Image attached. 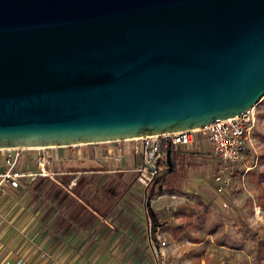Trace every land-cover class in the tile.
I'll return each instance as SVG.
<instances>
[{
	"label": "water",
	"instance_id": "95a60500",
	"mask_svg": "<svg viewBox=\"0 0 264 264\" xmlns=\"http://www.w3.org/2000/svg\"><path fill=\"white\" fill-rule=\"evenodd\" d=\"M263 95L264 0H0V148L198 127Z\"/></svg>",
	"mask_w": 264,
	"mask_h": 264
},
{
	"label": "crops",
	"instance_id": "0c3cea01",
	"mask_svg": "<svg viewBox=\"0 0 264 264\" xmlns=\"http://www.w3.org/2000/svg\"><path fill=\"white\" fill-rule=\"evenodd\" d=\"M126 143H130L127 148ZM117 145L119 160L107 153L105 142L45 147L51 157L49 168L57 171L59 183L36 177L22 178L16 187L4 185L0 240L7 258L2 264H155L153 250H160L165 258L179 252L149 240V230H159L178 216L160 217L163 208L169 210L162 207L163 193H145L131 171L138 161L132 142L124 139ZM186 148L199 151L197 158L191 164L185 158L164 180L179 170L185 187L207 176L210 180L209 169L215 162L210 144L200 138ZM3 153L0 148V168ZM32 154V149L20 148L17 165L32 169ZM177 231L165 230L170 241L171 234L177 238Z\"/></svg>",
	"mask_w": 264,
	"mask_h": 264
},
{
	"label": "rangeland",
	"instance_id": "374dc122",
	"mask_svg": "<svg viewBox=\"0 0 264 264\" xmlns=\"http://www.w3.org/2000/svg\"><path fill=\"white\" fill-rule=\"evenodd\" d=\"M252 106L255 121L234 164L232 181L221 192L215 191L209 176L200 179L195 186L185 187L182 170L171 177L167 175L161 188L152 192L163 193L162 207L181 208L187 214L185 220L189 221L177 231V238L171 234L172 241L165 232L170 229L164 225L180 223L179 216L162 224L158 230L167 237L164 246L179 248L177 254L171 252L166 258L171 264H264V208L255 205L256 194L264 181L259 182L254 177L256 171L264 169V162L260 161L264 153V95ZM129 146L130 143H126L125 148ZM187 146L190 148L193 142ZM250 171H254L253 174ZM171 193L175 198L170 197ZM178 195L180 197L176 198ZM183 202L185 204L179 206ZM0 241L2 264L7 257L3 253L5 243Z\"/></svg>",
	"mask_w": 264,
	"mask_h": 264
},
{
	"label": "built area",
	"instance_id": "2783aa9c",
	"mask_svg": "<svg viewBox=\"0 0 264 264\" xmlns=\"http://www.w3.org/2000/svg\"><path fill=\"white\" fill-rule=\"evenodd\" d=\"M254 121L255 108L250 106L238 114L216 118L198 127L126 139L132 141V150L138 157V161L131 168V171L140 187L147 191L153 177L166 167V151L164 148L167 145L186 146L202 138L210 144L212 156L215 158V162L209 169L210 181L214 184L215 191L221 192L232 181L234 164L240 156L244 142L249 137L250 128ZM118 141L120 140L105 141L107 143V153L116 160H119L121 156L117 145ZM80 144L82 143L67 146L73 147ZM45 147L47 146L1 148L4 153L2 167L0 168V192L4 190L5 184L13 187L18 186L19 180L22 178L47 177L59 183L57 171L49 168L51 157L45 152ZM20 148L33 150L34 167L32 169H23L17 165ZM171 218L176 219L173 215ZM148 238L151 242L157 241L161 244L166 241V238L158 229L149 230ZM152 256L155 264H171L158 249L153 250Z\"/></svg>",
	"mask_w": 264,
	"mask_h": 264
},
{
	"label": "trees",
	"instance_id": "16d2710c",
	"mask_svg": "<svg viewBox=\"0 0 264 264\" xmlns=\"http://www.w3.org/2000/svg\"><path fill=\"white\" fill-rule=\"evenodd\" d=\"M164 150L165 151L168 150V158L171 162V169L167 174L173 172L177 165L184 163L185 158L186 161L191 164V159L197 158L195 154L199 153V151L186 148L185 145H167L164 148ZM260 161L264 162V153L260 155ZM250 172L252 173L254 171H250ZM254 177H256L259 182L264 181V169H260L256 171L254 173ZM153 191L149 189L145 193H152ZM255 205H257L260 208H264V186H262L261 189L256 194ZM167 215H173L175 217L179 216L180 220H182L180 223L169 227L170 231L174 233H176L177 230L184 228L189 222L188 219L185 220L187 214L184 213L182 209H169L168 211H166L163 208L160 211V217H165Z\"/></svg>",
	"mask_w": 264,
	"mask_h": 264
}]
</instances>
